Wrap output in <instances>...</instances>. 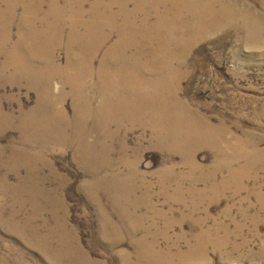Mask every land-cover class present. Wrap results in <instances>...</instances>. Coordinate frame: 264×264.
Here are the masks:
<instances>
[{"label":"rangeland","instance_id":"1","mask_svg":"<svg viewBox=\"0 0 264 264\" xmlns=\"http://www.w3.org/2000/svg\"><path fill=\"white\" fill-rule=\"evenodd\" d=\"M242 2L264 13V0ZM20 16L18 10L15 20ZM15 24L12 42L19 38ZM221 36L190 47L177 87L187 113L222 135L208 142L198 138L189 148L205 176H215V191L207 181L196 183L201 195L191 194L194 185L186 177L167 181L164 193L160 172L172 166L187 175L189 160L157 150L148 131L129 126L112 143L113 156L123 144L140 177L127 184L131 190L117 189V181L109 191L98 187L106 175L92 174L84 149L77 155L72 129L67 138L73 144L65 149L38 144L46 130L20 129L23 122L49 116L48 104L35 84L10 70L0 73V264H264V39L256 46L243 40L239 47ZM67 58L65 45L55 50L61 68ZM51 86L55 94L63 89L58 80ZM73 101L67 95L58 106L69 122ZM91 128L89 122L88 144L98 136ZM116 130L111 126L109 134ZM233 171L237 176L231 177ZM202 231L212 240L201 253L189 254ZM152 245L168 260L145 258Z\"/></svg>","mask_w":264,"mask_h":264},{"label":"bare ground","instance_id":"2","mask_svg":"<svg viewBox=\"0 0 264 264\" xmlns=\"http://www.w3.org/2000/svg\"><path fill=\"white\" fill-rule=\"evenodd\" d=\"M242 1L0 0V73L10 70L17 79L35 84L49 110L45 119L23 122L20 129L28 126L46 130L47 138L37 143L63 149L77 139V155L81 149L88 152L92 174L106 175V179L97 182L105 191L116 183L117 189H130L127 184L140 177L137 162L129 161L123 144L114 159L112 143L120 129L129 126L142 134L148 131L157 150L181 154L182 161L189 160L187 175L176 174L172 166L160 172L164 193L170 188L167 181L184 177L192 180V195L203 193L195 188L198 182H209L208 189L215 191V176H205V170L194 163L189 148L200 140L208 142L222 135L208 123L200 122L199 115L191 117L187 113L178 102L177 87L184 77V56L192 45L221 35L232 37L233 44L239 47L243 40L246 45H260L264 39V13ZM18 10L22 16L15 20ZM14 24L19 38L12 42ZM64 30H70V35L63 34ZM111 38H115L113 44ZM63 45L68 58L61 68L54 61V52ZM53 80L60 82V93L53 91ZM67 95L74 99L76 108L72 122L58 109ZM89 122L92 132L98 131L91 144L86 142ZM111 126L117 129L115 136L109 134ZM70 129L72 140L67 138ZM120 167L124 173L115 172ZM230 175L236 174L233 171ZM113 176L115 180H111ZM174 191L178 194L179 184ZM208 235L202 231L189 254L201 253L212 240ZM144 255L150 260H168L166 254L154 251L153 245L144 250Z\"/></svg>","mask_w":264,"mask_h":264}]
</instances>
